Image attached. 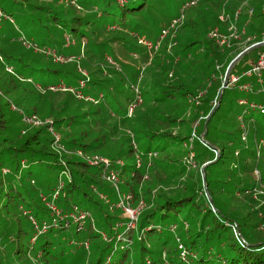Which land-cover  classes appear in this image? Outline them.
I'll list each match as a JSON object with an SVG mask.
<instances>
[{"label":"trees","instance_id":"trees-1","mask_svg":"<svg viewBox=\"0 0 264 264\" xmlns=\"http://www.w3.org/2000/svg\"><path fill=\"white\" fill-rule=\"evenodd\" d=\"M191 1L194 0L184 2L178 13L161 25L159 40L151 42L150 49L138 42L139 38H146L148 31L140 21V12L148 7V0H63L65 5L58 0H27L32 19L45 21L42 26L47 32L42 37L51 47H40L33 40L14 37L13 32L9 35L8 29L1 28L0 264H184L176 257L177 239L195 254V264H264V202L257 206L250 195L264 185V145L257 156L253 143L250 147L241 140L238 125V117L248 108L238 103L239 98L248 103L264 102V69L261 85L256 83L255 76L244 74L264 52V44L245 53L230 71V75L238 76L236 88L243 83L252 86L248 92L236 89L235 130L239 136L227 139L236 144V157L229 144L216 146L219 156L210 158L209 149L200 141L202 149L196 150L194 142H189L191 131L197 132L200 117L207 116L201 120L202 127L197 132L206 144L207 127L229 88L222 90L219 100L230 61L252 44L264 40V0L188 3ZM185 3L189 5L180 12ZM118 8L120 19L116 20L110 16ZM174 19L178 20L173 23ZM49 24L61 32L60 48L51 37ZM231 24L236 28L237 38L231 36ZM164 29L168 31L161 38ZM215 29L228 38V45L219 44L209 36ZM99 32L105 34L103 38L97 35ZM116 41L123 42L128 51L139 52L138 56L145 52V64L133 76L125 78L121 73L123 67L118 65L116 69L110 44ZM29 42L35 46L28 47ZM37 47L65 58L56 63L51 55L35 52ZM246 60L251 61L249 65ZM8 66H12L11 72L7 71ZM79 66L87 75L78 71ZM102 66L115 72V86L108 78L110 72L105 74L107 71ZM82 79V94L96 102L78 97L76 91L51 89L60 80L66 86L78 87ZM140 84L147 102L139 91ZM148 93L154 96L147 97ZM105 99L111 107L102 103ZM123 103L128 105L127 112L122 111ZM24 115L51 118L52 125L50 122L22 128ZM110 116L120 117L119 122L126 121L130 136L140 135L137 148L130 145L123 149L122 142L114 139L119 142V149L113 160L124 158L122 170H129L123 187L145 199L147 204L137 231L129 230L125 235L131 241L128 246L117 239L116 234L122 230L116 224L121 218L110 211L112 203L108 202L109 206L98 197L99 192L108 193L110 189L100 177L101 167L88 164L77 154L78 151L93 154L106 145L112 135L111 127L107 126ZM244 119L251 131L249 141L264 140V114L251 110ZM50 127L60 133L58 142L52 138ZM154 141L159 144L152 145ZM176 144L181 147L179 159L170 154L174 153L171 145ZM187 145H192L196 171L185 172L181 159L190 151ZM136 153L142 159L139 167L126 163ZM165 160L176 163L177 174L159 169V162ZM230 160V168L220 181L217 172L209 168ZM33 165L38 166V175L65 174L64 186L54 203L64 212H73L75 207L88 211L89 216L81 227L70 217L55 220L51 216L41 195L49 198L57 180L51 187L37 180L44 190L38 193L31 175L23 176V170ZM3 169L8 171L3 173ZM168 177L177 179L174 187L151 191V185L166 184L171 180ZM198 179L202 181L201 191L196 187ZM202 190L206 202L197 197ZM172 192L188 193L172 198L168 194ZM111 200L114 201V194ZM30 216L38 226L31 222ZM170 221L178 222V228L163 229ZM61 236L66 239L65 245Z\"/></svg>","mask_w":264,"mask_h":264},{"label":"rangeland","instance_id":"rangeland-1","mask_svg":"<svg viewBox=\"0 0 264 264\" xmlns=\"http://www.w3.org/2000/svg\"><path fill=\"white\" fill-rule=\"evenodd\" d=\"M15 1L16 2H14L12 0H0V6L7 13H9L11 15V17L13 18V20H14V23H8L7 21L6 22L4 21L3 25H11V28H14L13 31H12L13 32L12 35H14V37L15 36L16 37L17 36L18 37L23 36L24 38H27L29 40L35 41L40 47H43L42 45H45L47 47L50 46L49 43H47L46 39H43V37H42V33H46L47 32V28L42 26L43 24H45V21L39 22L37 20L34 21L32 19V16L29 15L30 7L27 6V3H26L27 0H15ZM43 1H47V0H43ZM58 1L60 2L61 5H65V4H63V0H58ZM186 1H188V0H148V7L146 9H143V11L140 12V16L142 17V18H140L141 25L148 30L146 32V34L144 35V36H146L148 41L156 42V41L159 40V34H160L161 25L163 23L168 22V20L172 16L177 14L178 11H179V8L181 7V5L184 2H186ZM139 3L140 2L138 1V2L134 3L133 6H137ZM113 12H114V14H111L110 17H112V18H114L116 20H119L120 19V17H119V15H120L119 8L113 10ZM112 18H111V20H112ZM91 28L95 29L94 26L91 27ZM119 29H122V28H119ZM49 30H52L51 31V37L57 43L56 44L57 47L60 48V46L62 45L60 30L55 28L53 26V24H49ZM97 35L100 38H103V36L105 34L102 35V32H99ZM110 44L112 46L111 50L113 51V55L115 56L116 61L118 63V64L115 63L116 69L119 66L123 67V70H122L121 73L124 75L125 78L128 75L129 76L130 75L133 76V73L135 71H139L140 67L145 64L144 61L146 59H145V52L144 51H142V54H140L141 56H138L139 52L128 51L127 47L121 41H116V42H113V43H110ZM65 51H69V48L68 49L66 48ZM35 52L40 54L43 51L40 52L39 50H35ZM43 53H44V55H46V52H43ZM88 55L90 56V53ZM108 56H106L107 59L109 58ZM63 58H65V57L60 55L59 59H54V61L56 63L57 62H62L61 60ZM71 58H73V57H71ZM71 58H68L67 60L70 61ZM41 63L43 64L44 61L41 62ZM70 63H72V61H70ZM247 63H248V61L246 60V64ZM109 64L112 67L114 66L110 61H109ZM102 67L107 71L105 73V70H104L105 74L109 75L108 72H110L111 75H109L108 78L111 80V85L115 86V84H117V79H116L115 72L114 73L112 72L113 69L111 67H106V66H102ZM125 69H126V71H124ZM78 71L81 74H84L83 73L84 69H82V67H80V66H79ZM231 76H236V74L229 75V78H228V81H227V86H229V88L226 89V91L224 93V96H223L222 104H221L220 108L216 111L214 118L211 120V122L209 123V125L207 127V131L208 132H207V134L205 136V139H204L206 144L200 140V136L198 137L197 132L202 127L201 120H203V118H206L207 116L200 117V123H199L200 125L197 127L198 129H197L196 134H195V130H193L195 135H192L193 131H191V133H190L191 134L190 138L192 137V139H191V141L189 140V142H191V143L194 142L193 149L194 150L202 149L201 148V144L206 146L209 149V150L207 149L209 152L207 150L206 151L210 155V158H212V156H214V158H217L219 156V150L217 149L216 146H220L221 147L223 144L231 145L229 147L232 150L234 149V151H235L234 154H235V157H236V155L238 154V153L236 154V152H238V150H236V149H238V148L235 147L236 144L233 145L234 143H230L229 141H227V139L234 138V137L238 138L239 135H240L241 140L243 142H245L246 144L248 143V145L250 147L252 146V143H253V146H255L256 154H257V151H259V155H261V149L259 148V146H261L260 143L264 144V141L256 143V139H254V141L252 140V142L249 141V133L251 135L250 129H248V133L246 134V139L243 140L242 139L243 131L241 132L242 128H240L241 127L240 120H238V125H239V130H240L239 135H238V132H236V130H235L236 123H237L236 122L237 104L234 103V102H235L236 96L238 94L237 90H240V89L236 88V83H234L233 85H230ZM128 80H131V78L128 79ZM61 82H62V80L58 81L56 83V85H65L64 83L61 84ZM82 83H83V87H84V82L82 80L79 81V86L81 87ZM127 84L128 83L126 82V85ZM230 87L233 88V89H231ZM140 89L141 90H139V91L142 92L143 100H144V97L146 95L143 92V84H140ZM55 93H57V92H55ZM58 93H61V92H58ZM151 96H154V94H151V95L149 93L147 94V97H151ZM139 97H141V96L139 95ZM147 99L148 98H146V100H145L146 102H147ZM239 99H241V98H239ZM102 103H105L107 106L111 107L109 102L106 99H105V102L102 101ZM90 108H92V107H90ZM127 108H128V105L126 103H123L122 111L127 112ZM81 109H87V108L86 107H81ZM21 110L19 112H20V114H23V111H21ZM108 112H109V110H108ZM113 113L114 112H112V114ZM25 117L27 118V116H25ZM119 118L120 117L110 116V118H109L110 120L108 121L107 126L111 127L112 135L109 138H107L106 145L103 148L96 150L93 154H98V155L110 158L111 160L115 159L116 156H117L118 149H119V142L117 140H116V142H114L115 138L119 139L122 142L123 149H127L130 145L132 147L137 148L136 140L140 139V135L132 134L130 136L129 133H128V128L129 127L127 126V122L126 121L125 122H119L118 121ZM37 119L43 121L44 123L36 125V124L31 122L32 120H37ZM49 119H51V118H42L39 115L38 116L35 115V116L31 117V121L30 122L27 121V120H23V127L22 128H25L26 125H27V127L44 126L45 124L48 123ZM51 125H52V122H51ZM17 126H19V123L17 124ZM251 128H253V127H251ZM53 130L55 132H57L58 134H60L55 128H53ZM75 130L77 131L78 127H75ZM106 131H108V128H106ZM50 134H51V132H50ZM199 141H200L201 144L199 143ZM157 144H159L158 141L152 142V145H154V146L157 145ZM163 144H165V142H163ZM171 146H172L171 149L173 150V152L175 154L174 153H170V154H172L173 158L175 156L176 159H179L180 155H181L180 154L181 147L179 145H177V144L176 145H171ZM256 146H257V149H256ZM187 147H188V150H190V151H187L186 152L187 154L183 155L182 159H181L182 163H183V166H184V168L186 170L185 172L196 171L198 166H197V163H196V160H195V157H194V152L192 150V145H190V146L187 145ZM156 148H158V147H156ZM214 150H217L218 154H215ZM188 152H193V158L189 160V164L186 162V157L188 155ZM89 156H92V154H89ZM137 156H138V154L136 153L133 158L129 159L128 161L126 160V163L130 164V165H133L135 167L141 166L142 159H141L140 156H138V157ZM122 159L125 161L124 158H122ZM179 162L181 163V161H179ZM179 162H177V163L179 164ZM138 163H139V165L137 166ZM230 164H231V160L229 162H225L223 164L215 163V164L211 165L209 169H212L215 172H217L218 179L220 181H223V173L225 172V170L230 168ZM159 167H160L159 169H164L167 172L174 173L172 175L177 174L176 163L170 162L169 160H165L163 162H159ZM37 168H38V166H35V165L30 166V168H27V169L25 168L23 170L24 171L23 172V176L25 177L27 175L28 176L31 175V179H33L35 181L34 185L38 186V193H39L40 190H42V191H44V190H43V187L39 186L40 184L37 182V180H42L44 184L48 183V186L51 187L53 184H55L56 180L58 182L59 175H60V179L62 181L64 179L65 175H61V173H59V175H58V173H54V172H50V174H49V172H45V173H43L41 175H38ZM121 171L122 172H120V175H121V177L123 179V183L121 184V188H122V193L124 195V200H125L126 203H127V201H129L128 204L130 205V207L132 209H137L138 208V210L140 212L139 216H138V220L136 221V226H138L141 213L147 207V204L144 201L145 199H143L142 197L135 196L134 193H132L131 191H128V189H125L123 187V185L125 183L126 175L129 174V170L124 168ZM185 172H184V174H185ZM196 173H198V171L195 172V174ZM255 175H256V177L257 176L259 177V175H257V173H255ZM198 177H199V175H198ZM245 177L246 178H251L249 175H246ZM201 178L204 180V174L202 172H201ZM168 179H171V180H169L166 184H164V183L162 184L161 183L160 186H159V184L156 183L155 185H151L150 186L151 187L150 188L151 191L156 189V188H158V187H162V189H164V190L167 189V187H174L175 184H176V180L177 179H175V177H168ZM197 181H198L197 186H196L197 190L201 191V182L202 181H200V179H198ZM103 182L110 187V189L108 191L109 194L107 192H99V196L98 197L100 198V200H103L105 203L111 202L113 204L114 201L111 200V197H113V193H114V196H115V192L112 191V187H111L110 184H108L107 181L103 180ZM190 192H191V194L194 193L193 190L190 191ZM184 193H188V192H179V193L172 192V193H168V194L170 195V197L174 198V196L182 195ZM105 195H106V198H104ZM202 195H204V190H202L201 194L197 193V197L200 198V200L202 202H206ZM250 195L253 196L254 200L257 201V206L261 205L264 202V198L261 196V195H264V185L263 186H259L256 190L252 191V193H250ZM59 196H60V193L57 195V197H59ZM127 196H128V198H127ZM41 198H42V201H43L44 205L47 207L48 211L50 213L54 212L48 206V201L47 200L50 198V196H49V198H47V196L45 194H42ZM115 198H117V195L115 196ZM108 204L110 206V203H108ZM59 210L61 211L60 213L64 214L61 209H59ZM59 210L56 208L55 211H59ZM110 211H114L116 214H118L119 217L121 218L120 221H124L126 219L124 214H123V211L120 208H116L114 205H112V208H110ZM55 215H56L57 219H61V217L59 215H57V214H55ZM33 219H35V218H33ZM30 220H32V219H30ZM178 225H179L178 222L170 221V222H167L163 226V229H166V228H171L172 229V228H174V230H175L176 228H178ZM135 227L133 228V231L134 230L137 231L136 230L137 227L136 228ZM65 240L66 239L61 236V241L63 242L64 245L66 243ZM179 242L180 241L177 240V248H178V243ZM78 245H80V242L78 243ZM183 249L185 250V252H183ZM183 249H179L178 248L176 257L179 258V260H181L182 262H184V264H188V263L195 264L196 263L195 262V260H196L195 259V254L192 251H189L188 249H185L184 247H183ZM184 259L187 260V261H185Z\"/></svg>","mask_w":264,"mask_h":264},{"label":"built area","instance_id":"built-area-1","mask_svg":"<svg viewBox=\"0 0 264 264\" xmlns=\"http://www.w3.org/2000/svg\"><path fill=\"white\" fill-rule=\"evenodd\" d=\"M194 1H191V2H188L190 4L194 3ZM188 3H185L180 12L183 11L189 4ZM222 18V17H220ZM236 19H237V13H236ZM178 19H174L173 20V23H175ZM4 21H7L8 23H14V20L11 16L7 15L1 8H0V30L1 28L3 27V22ZM172 23V24H173ZM229 29L231 30V36L233 35H236V38H237V34H236V28H234V25L231 24V26L229 27ZM168 30L167 29H164L162 30V33L160 35L161 38H163V36L166 34ZM209 36L213 39H215L216 42H218L219 44H226L228 45V38L226 36H224L223 34L219 33L217 29L211 31L209 33ZM24 38L23 36H21V39ZM138 42L139 43H142L143 45H145L147 48H151L152 47V43L150 41H148L145 37H141L138 39ZM67 43H68V40H67ZM28 47L31 44V42L27 43ZM32 46H35V45H32ZM157 45H155V48H156ZM35 50H39L40 52L42 51V49H40L39 47L35 48ZM43 52H46V55H51L53 59H59V56H57L55 53L53 52H47V51H43ZM64 59V58H63ZM62 59V60H63ZM61 60V61H62ZM12 66H8L7 67V71H12ZM264 69V52H262L260 55H259V58L257 59V61L255 63H253L251 65V68L248 69L244 74L247 75V76H255L256 77V83H259L261 85L262 83V77H261V71ZM84 75H87L86 71L84 70L83 71ZM238 80V76H231V79H230V85H233L234 83H236ZM82 81L84 82V80L82 79ZM63 82H61L62 84ZM65 84V83H64ZM83 87V83H82V86L80 87L78 85V87H72V86H66V85H53L51 86V89L53 90H61V91H70V92H75L76 95L78 97H81V98H85L87 100H91V101H94L96 102V100L90 96H85L82 94L81 92V88ZM238 88L241 90V91H244V92H248V91H251L252 89V86L250 83H243L241 85L238 86ZM260 88V91H263V89L261 88V86L259 87ZM139 97V96H138ZM238 103L239 104H243L245 105V108H246V105H248V108L244 111V113L242 115H240L238 117V120H240V125L242 128L241 129V132L243 131V134H242V139H246V134L248 133V123L245 121L244 117L249 115L250 111L253 110V111H256V112H259L260 114H264V102L263 103H260V104H256V103H248V101L246 99H238ZM15 107L12 106V109H14ZM131 110V108H129ZM250 109V110H249ZM26 115H24L23 117V120H27V121H31V117H25ZM32 123L38 125V124H43L44 122L37 119V120H32L31 121ZM51 120L49 119L48 123H50ZM49 131L51 132V135H52V138L54 139L55 142H58L59 139H60V134H58L57 132H55L53 130V127H50L49 128ZM192 135H195L194 134V131L192 132ZM192 137L189 138V140L191 141ZM261 141H264V140H261ZM259 141V142H261ZM261 146H263L264 144L263 143H260ZM259 146V148L261 147ZM62 149V147H60ZM256 149H257V146H256ZM215 154H218V151L217 150H214ZM238 152H236L237 154ZM80 157H82L88 164L90 165H99L101 167V172H100V177L104 180V181H107L108 184L111 185L112 187V191L115 192V196L117 195V198H115L114 196V203L112 205H114L116 208H120L122 211H123V214L125 216V220L124 221H120V222H117L116 226L120 227V230L121 232L116 234L117 236V239H121L122 241L126 242V246H128L130 244V240H128L126 238V233L127 231L129 230H133V228L136 226V221L138 220V216H139V210L138 208L137 209H132L130 207V205L128 204L129 201H127V203L125 202L124 200V195L122 193V188H121V184L123 183V179L120 175V172H122V166L124 165V162L122 159H116V160H111L110 158H107V157H104V156H101V155H98V154H92V156H89V155H84L81 151H78L77 153ZM257 156H259V151H257ZM138 157V156H137ZM193 158V152H188V155L186 157V162L189 164V160ZM139 165V163L137 164V166ZM3 173H6L8 170L7 169H3L2 170ZM255 173H257V175H259V171L257 169H255ZM61 175H65L63 172H61ZM64 186V183L63 181L60 179V175L58 177V182L56 183L55 187L53 188L51 194H50V201H48V206L54 211V212H51V216H54L55 220H57V217L55 214L59 215L61 217V219H64L66 217H70L73 219L74 222H78L80 227H81V224L82 222H84L87 218V216H89V213L88 211L84 210V209H80L78 207H75V211L73 212H64V214L60 213L61 211L59 210V208L57 207V205L54 203L55 202V199H57V195L60 193V189ZM114 194V193H113ZM104 198H106V195L104 196ZM128 198V196H127ZM56 208L59 210V211H55ZM30 219L31 222L38 226L37 224V221L35 219L32 218V216H30ZM43 226H47V223L46 222H43ZM137 227V226H136ZM135 227V228H136ZM235 230V226H232ZM174 229V228H172ZM236 232V231H235ZM236 234H238L236 232ZM102 236L104 238H106V235L105 234H102ZM179 241V239H177ZM178 248L179 249H183V245L182 243H178ZM183 252H185V250L183 249ZM185 260V259H184ZM187 261V260H185ZM149 263V261H148ZM165 264H169V263H165ZM188 264H191V263H188Z\"/></svg>","mask_w":264,"mask_h":264},{"label":"water","instance_id":"water-1","mask_svg":"<svg viewBox=\"0 0 264 264\" xmlns=\"http://www.w3.org/2000/svg\"><path fill=\"white\" fill-rule=\"evenodd\" d=\"M264 44V40L261 41V42H257L255 44H252L251 46H249L248 48H246L245 50H243L242 52H240L237 56H235L231 61L230 63L228 64L227 68H226V71H225V75H224V78H223V83H222V86L220 88V92H219V100L221 98V93H222V90L227 86V81H228V78H229V75H230V71H231V68L233 67V65L245 54L247 53L248 51H250L251 49L253 48H256V47H259L261 45Z\"/></svg>","mask_w":264,"mask_h":264},{"label":"crops","instance_id":"crops-1","mask_svg":"<svg viewBox=\"0 0 264 264\" xmlns=\"http://www.w3.org/2000/svg\"><path fill=\"white\" fill-rule=\"evenodd\" d=\"M5 22H6V21H5ZM3 28L8 29V31H9V35H10V34L12 33V31H13L10 25H3ZM250 62H251V61L248 62V65H249Z\"/></svg>","mask_w":264,"mask_h":264}]
</instances>
